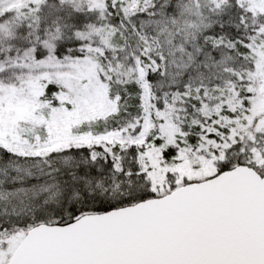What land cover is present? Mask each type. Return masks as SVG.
<instances>
[{
    "label": "snow or ice",
    "instance_id": "1",
    "mask_svg": "<svg viewBox=\"0 0 264 264\" xmlns=\"http://www.w3.org/2000/svg\"><path fill=\"white\" fill-rule=\"evenodd\" d=\"M0 264H264V0H0Z\"/></svg>",
    "mask_w": 264,
    "mask_h": 264
}]
</instances>
